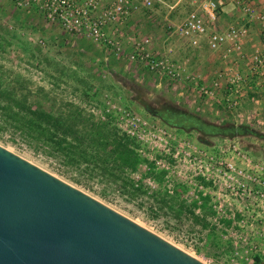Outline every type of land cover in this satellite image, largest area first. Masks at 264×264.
I'll use <instances>...</instances> for the list:
<instances>
[{
    "label": "rangeland",
    "instance_id": "374dc122",
    "mask_svg": "<svg viewBox=\"0 0 264 264\" xmlns=\"http://www.w3.org/2000/svg\"><path fill=\"white\" fill-rule=\"evenodd\" d=\"M112 1L68 0L55 12L63 5L0 0V146L203 264H263L264 89L234 108L222 98L223 71L245 70L264 37L228 7L215 29L247 34L242 57L224 59L170 28L198 0H154L116 22L105 14ZM149 59L163 61L159 71ZM39 114L69 133L49 139Z\"/></svg>",
    "mask_w": 264,
    "mask_h": 264
},
{
    "label": "water",
    "instance_id": "95a60500",
    "mask_svg": "<svg viewBox=\"0 0 264 264\" xmlns=\"http://www.w3.org/2000/svg\"><path fill=\"white\" fill-rule=\"evenodd\" d=\"M0 264H203L0 146Z\"/></svg>",
    "mask_w": 264,
    "mask_h": 264
},
{
    "label": "built area",
    "instance_id": "2783aa9c",
    "mask_svg": "<svg viewBox=\"0 0 264 264\" xmlns=\"http://www.w3.org/2000/svg\"><path fill=\"white\" fill-rule=\"evenodd\" d=\"M18 5L28 4L30 0H11ZM51 9L55 2L62 4L63 7L55 8V12L68 5V0H47ZM160 1V0H158ZM154 0H113L108 5L106 17L108 21H122L130 17L134 12L143 8L149 10ZM228 7L238 10L241 15L254 23L261 36L264 37V0H198L192 2V8L186 16L178 23L172 24L171 29L174 34L191 47H198L201 43L206 44L211 51H222L223 58L239 53L242 57V37L246 36L247 29L242 26L237 29L233 26L218 31L215 26L220 20L221 15ZM93 30L97 31L96 24ZM148 40H145L147 43ZM141 50H145L141 47ZM237 55V54H236ZM248 57V65L245 70L227 67L223 72L226 81V88L222 101L229 107H236L250 88L264 89V44L255 48ZM149 58V56L147 57ZM160 63L149 59L147 66L151 70H160ZM176 65L168 64L164 66L167 70L168 80H174L176 76ZM264 264V263H263Z\"/></svg>",
    "mask_w": 264,
    "mask_h": 264
},
{
    "label": "trees",
    "instance_id": "16d2710c",
    "mask_svg": "<svg viewBox=\"0 0 264 264\" xmlns=\"http://www.w3.org/2000/svg\"><path fill=\"white\" fill-rule=\"evenodd\" d=\"M15 116H18V117H22L23 120H26L25 116H21V115H16L14 114ZM38 119L40 121H43V122H47L48 125L50 127H52V130L53 132H51L49 129V139H53L55 136H57L58 133L60 134H67L69 132L65 131V129H63L60 125L56 124L54 121L50 120V117L47 116V115H42V114H39L38 115ZM27 122V120H26ZM29 123V122H28ZM31 124V122H30ZM29 124V126H30ZM70 130V128H69ZM97 133L100 132V129H97L96 130ZM62 139H59L56 141V144L57 145H61V142ZM114 152L116 153V157L118 159V161L120 162V164L122 166H125V167H129V168H134L135 167V164H136V159L133 155V152L130 151L128 148H127V145L125 143H121V142H116L115 143V149H114ZM200 198L203 200L204 202V205L203 207L200 208V210L205 213V210H206V203H207V200L208 198L207 197H204L202 195H200ZM209 214H212L211 210L208 211Z\"/></svg>",
    "mask_w": 264,
    "mask_h": 264
}]
</instances>
